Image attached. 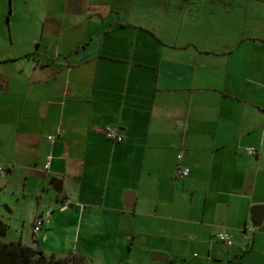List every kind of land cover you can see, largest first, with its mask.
Wrapping results in <instances>:
<instances>
[{
	"label": "crops",
	"instance_id": "0c3cea01",
	"mask_svg": "<svg viewBox=\"0 0 264 264\" xmlns=\"http://www.w3.org/2000/svg\"><path fill=\"white\" fill-rule=\"evenodd\" d=\"M261 5L27 0L13 8L27 22L11 23L10 44H0L15 49L0 55V163L10 166L0 193L10 190L1 200L24 218L33 245L25 226L19 240L86 263L90 245L141 232L176 245L224 232L264 250V219L245 232L251 209L264 205ZM108 128L123 141L107 139ZM178 166L188 175L176 177ZM47 209L50 221L34 232ZM60 238H81V250L61 255L50 247Z\"/></svg>",
	"mask_w": 264,
	"mask_h": 264
},
{
	"label": "rangeland",
	"instance_id": "374dc122",
	"mask_svg": "<svg viewBox=\"0 0 264 264\" xmlns=\"http://www.w3.org/2000/svg\"><path fill=\"white\" fill-rule=\"evenodd\" d=\"M104 1L107 3V0ZM12 3V0H0V41H2L0 44H10L9 27L11 23L27 22L26 16L14 15L12 12L13 8H16V11H23L26 8L27 0H16L14 7ZM253 4L258 5V3ZM261 6L264 8V5ZM14 25V32L17 33ZM14 50L11 46L9 49L0 50V55H2L1 57L10 56L14 54ZM3 198L6 200L12 198L10 190L5 191L4 194L0 193V220L7 224V231L0 235V239L5 242L18 241L22 235L23 226H25V240L33 245L32 234H30L29 228L27 229V223L24 225V218L10 214L5 207L8 203L4 204L1 200ZM32 198L38 199L37 196ZM251 227L253 231L257 228L254 225ZM211 236L208 237L206 234L200 240L197 236L191 243L180 245L173 244L171 241L168 244L165 237L150 236L142 232L132 234L130 239L126 236L114 237L111 238V243H106L105 240L104 246L101 245L103 247L100 249H95L93 245H90L87 264H264V250L253 253V250L248 247V243L241 240L240 237L234 239L231 246H224L216 240L215 234ZM81 241V238H76L66 244L60 238L57 241H51L50 247L57 248V251L61 250V255L65 256L69 251H80ZM166 247H171L173 251L166 250ZM153 251L167 254L168 259L163 262L152 261L150 254ZM47 253L49 256L51 252Z\"/></svg>",
	"mask_w": 264,
	"mask_h": 264
},
{
	"label": "trees",
	"instance_id": "16d2710c",
	"mask_svg": "<svg viewBox=\"0 0 264 264\" xmlns=\"http://www.w3.org/2000/svg\"><path fill=\"white\" fill-rule=\"evenodd\" d=\"M7 231V224L0 220V235ZM0 264H87L84 257L71 254L61 258L47 256L40 248L25 245L21 240L5 242L0 239Z\"/></svg>",
	"mask_w": 264,
	"mask_h": 264
},
{
	"label": "built area",
	"instance_id": "2783aa9c",
	"mask_svg": "<svg viewBox=\"0 0 264 264\" xmlns=\"http://www.w3.org/2000/svg\"><path fill=\"white\" fill-rule=\"evenodd\" d=\"M106 138L114 142H122L124 139L123 136L120 133H118L117 130L111 129V128H108L106 130ZM48 139L50 141L53 140V136H49ZM246 152L247 154L252 155V156H255L257 154V151L251 147L247 148ZM180 158H181V154L178 155V159ZM44 167L45 169H47L49 167V163H46ZM9 168L10 166L0 163V175L4 174L7 170H9ZM188 173H189V170L186 167L178 166L175 170L176 177H184L188 175ZM65 208L66 206L63 205L62 209H65ZM51 212H52L51 209H47L37 218L33 226L34 232H38L45 223H48L50 221ZM247 231H252L251 225H247L245 227V232ZM245 238H246V234H245ZM216 240L222 243L224 246H231L233 243L232 237L229 234H226L224 232H220L216 234Z\"/></svg>",
	"mask_w": 264,
	"mask_h": 264
},
{
	"label": "water",
	"instance_id": "95a60500",
	"mask_svg": "<svg viewBox=\"0 0 264 264\" xmlns=\"http://www.w3.org/2000/svg\"><path fill=\"white\" fill-rule=\"evenodd\" d=\"M1 88V86H0ZM62 180L57 178H52L50 181V185L52 188L57 192H61L62 190ZM129 196H132V194H128ZM264 219V205H256L251 209V223L254 226H260ZM150 259L152 261H166L168 259V255L163 252H156L153 251L150 254Z\"/></svg>",
	"mask_w": 264,
	"mask_h": 264
}]
</instances>
